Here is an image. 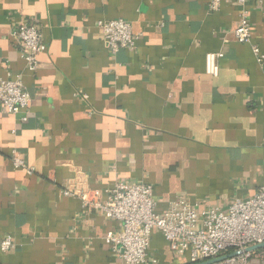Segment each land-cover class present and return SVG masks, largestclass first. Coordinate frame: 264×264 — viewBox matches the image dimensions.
I'll return each instance as SVG.
<instances>
[{"label":"crops","instance_id":"0c3cea01","mask_svg":"<svg viewBox=\"0 0 264 264\" xmlns=\"http://www.w3.org/2000/svg\"><path fill=\"white\" fill-rule=\"evenodd\" d=\"M0 0V77H20L28 120L0 104V264H127L106 242L119 222L64 196L71 182L154 186L162 211L177 196L227 208L264 184V58L234 30L222 0ZM264 55V0L246 4ZM123 18L137 37L112 55L100 20ZM27 20L47 49L28 69L12 29ZM223 51L218 76L208 52ZM17 150L32 170L16 168ZM157 264H184L159 231Z\"/></svg>","mask_w":264,"mask_h":264},{"label":"built area","instance_id":"2783aa9c","mask_svg":"<svg viewBox=\"0 0 264 264\" xmlns=\"http://www.w3.org/2000/svg\"><path fill=\"white\" fill-rule=\"evenodd\" d=\"M240 7L238 25L234 35L239 42L250 44L261 62L264 55L258 44L253 43L252 21L246 4L250 0H234ZM262 1V0H260ZM222 0H212L210 9L220 8ZM99 27L112 55L122 49L136 47L132 24L123 18L100 20ZM17 41L22 58L31 71L39 68V55L46 49L42 32L27 20H21L11 32ZM223 51L206 54L205 70L218 76ZM32 97L20 77H0V104L11 114L28 120ZM16 168L32 170L15 150L12 156ZM64 196L77 197L83 207L100 211L107 218L119 222L118 231H109L105 240L113 246L127 264H157L149 251L153 234L159 231L171 252L185 261L184 264H200L219 259L210 264H264V247H252L264 243V184L247 198H236L226 211L210 201L193 202L179 195L162 211L158 210L154 186L148 182L117 181L111 187L101 189L79 186L71 182L63 190ZM15 247L12 236L0 240V250L8 252Z\"/></svg>","mask_w":264,"mask_h":264},{"label":"water","instance_id":"95a60500","mask_svg":"<svg viewBox=\"0 0 264 264\" xmlns=\"http://www.w3.org/2000/svg\"><path fill=\"white\" fill-rule=\"evenodd\" d=\"M263 247H264V243H263V244H258V245H256V246L252 247V249H260V248H263ZM224 257H225V256L220 257L219 259H216V260H211V261L203 262V263H200V264H210V263H212V262H214V261H217V260L223 259Z\"/></svg>","mask_w":264,"mask_h":264},{"label":"rangeland","instance_id":"374dc122","mask_svg":"<svg viewBox=\"0 0 264 264\" xmlns=\"http://www.w3.org/2000/svg\"><path fill=\"white\" fill-rule=\"evenodd\" d=\"M223 209L226 211L227 208H223ZM182 260H183V259H182Z\"/></svg>","mask_w":264,"mask_h":264}]
</instances>
